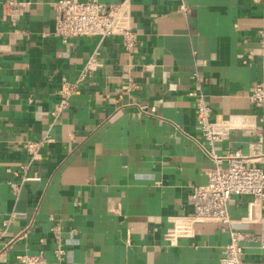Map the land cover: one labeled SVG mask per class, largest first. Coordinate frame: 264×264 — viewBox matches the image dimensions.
<instances>
[{
	"label": "crops",
	"instance_id": "crops-1",
	"mask_svg": "<svg viewBox=\"0 0 264 264\" xmlns=\"http://www.w3.org/2000/svg\"><path fill=\"white\" fill-rule=\"evenodd\" d=\"M4 1L0 264L39 253L47 264H220L229 229L261 231L250 195L230 197L222 226L190 222L188 196L214 165L197 87L213 117L253 116L255 130L215 152L264 171V106L249 97L264 87V0H128L130 49L119 36L53 35L57 0H26L15 25ZM243 245L246 264H264L259 243Z\"/></svg>",
	"mask_w": 264,
	"mask_h": 264
},
{
	"label": "built area",
	"instance_id": "built-area-1",
	"mask_svg": "<svg viewBox=\"0 0 264 264\" xmlns=\"http://www.w3.org/2000/svg\"><path fill=\"white\" fill-rule=\"evenodd\" d=\"M260 2L261 0H253ZM29 2L26 0H5L2 4L3 19H8L13 25L27 11ZM55 7V24L53 35L69 39L80 36L99 35L119 36L126 49L133 47L137 41L136 31L131 24V5L128 0L112 3H101L96 0H57ZM182 10L185 7L180 5ZM88 64L86 70H91ZM71 87L64 86L68 93ZM193 91L196 98V117L200 134L207 156L214 165L206 171L203 183H194L188 196V202L193 212L188 216L191 222L207 221L222 226L230 223L228 201L232 195H250L251 210L264 207V171L261 167L247 165L246 158L239 151L223 156L215 152L219 143L227 140L228 136L239 130H255L252 115L231 114L225 118L213 117L211 109L201 91ZM250 101L257 107L264 106V87L262 85L250 88ZM27 148L35 158L36 144L28 143ZM261 223L258 233L229 229L230 240L222 250L220 264H246L242 258L245 242H257L264 248V217L255 220ZM57 255L63 250L58 246ZM21 264H47L44 256L39 254H21L17 256Z\"/></svg>",
	"mask_w": 264,
	"mask_h": 264
}]
</instances>
